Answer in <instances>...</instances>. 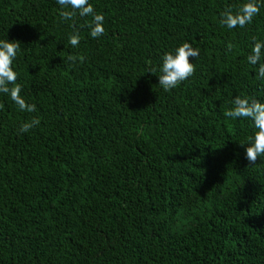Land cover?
Segmentation results:
<instances>
[{"label":"trees","instance_id":"trees-1","mask_svg":"<svg viewBox=\"0 0 264 264\" xmlns=\"http://www.w3.org/2000/svg\"><path fill=\"white\" fill-rule=\"evenodd\" d=\"M89 2L105 32L77 15L74 48L57 0H0V40L21 43L13 68L36 105L0 94V264H264V156L248 163L252 121L223 114L236 96L264 103L247 61L264 0L232 30L221 13L248 0ZM185 42L195 73L166 92L161 58Z\"/></svg>","mask_w":264,"mask_h":264},{"label":"clouds","instance_id":"clouds-1","mask_svg":"<svg viewBox=\"0 0 264 264\" xmlns=\"http://www.w3.org/2000/svg\"><path fill=\"white\" fill-rule=\"evenodd\" d=\"M58 5L63 9L59 15L64 21H73L71 25L73 34L69 36L68 42L72 47H78L80 44L79 30L75 25V18L92 17L91 23L87 25L90 29V36L98 38L104 35L103 27L104 16L98 14L89 2V0H57ZM260 7L256 0H248L244 3L238 12L233 13L232 10L226 9L221 13L220 23L227 29L232 30L237 27L244 28L251 23L254 16L258 15ZM21 43L18 41L10 42L9 40H0V94L10 97V99L18 106L22 112L32 113L36 111L35 104H28L21 96V85L17 83L18 74L13 68V63L20 50ZM233 45H228V50L232 51ZM199 49L194 48L191 43L185 42L177 47L174 52H167L162 56V64L159 68L160 75L159 86L166 92L178 87L182 82L195 73V64L190 58L198 59ZM264 56V42H256L251 53L247 57L249 64L259 65L257 69V78L264 79V63L261 62ZM68 61L74 65L77 60L83 61V57L74 55L68 56ZM149 65L151 61H148ZM156 69H150V73H155ZM232 107L224 111L226 118L247 119L252 121L255 129L254 135L249 137V144L245 149V159L250 165H256L258 158L264 156V103L249 97L236 96L231 102ZM40 120L32 118L30 121L21 124L19 131L26 133L33 127L38 126ZM241 146H245L240 144Z\"/></svg>","mask_w":264,"mask_h":264}]
</instances>
